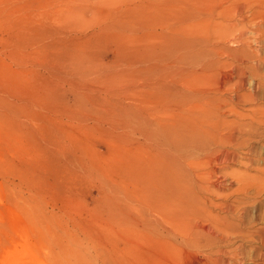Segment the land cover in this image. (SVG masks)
I'll list each match as a JSON object with an SVG mask.
<instances>
[{"label": "rangeland", "instance_id": "rangeland-1", "mask_svg": "<svg viewBox=\"0 0 264 264\" xmlns=\"http://www.w3.org/2000/svg\"><path fill=\"white\" fill-rule=\"evenodd\" d=\"M210 1L0 0V264H264V193H236L264 177V89L247 97L261 78L240 83ZM104 103L171 124L175 164Z\"/></svg>", "mask_w": 264, "mask_h": 264}, {"label": "bare ground", "instance_id": "bare-ground-1", "mask_svg": "<svg viewBox=\"0 0 264 264\" xmlns=\"http://www.w3.org/2000/svg\"><path fill=\"white\" fill-rule=\"evenodd\" d=\"M210 2L216 3V0H212ZM144 8L146 9V7ZM210 9L218 11L219 12L218 14L221 16V18L223 17L222 19L224 21L222 19L221 20L224 23L221 22L223 25L221 26V33L219 34V36L221 35L222 40L226 42L225 45H227V42H231L233 43V46H235L234 48L223 47V54L226 55L225 58L228 57L230 59H234V61L237 62V63L235 62L236 65H234V67H235L236 73H238L237 70L239 71V74H240L239 76L241 79L240 83H242L243 85L246 84L245 81L248 75L258 76L259 78H261L260 80H257L256 78L253 77L254 78V82H252L253 89H256V91L255 93H249V95L247 94V97L250 100H256L255 98L257 96L256 93L259 92L258 88L264 89V0H219V3H217L216 6L214 4L213 7H209V10ZM210 13H213V11L212 12L210 11ZM212 17L211 19H213ZM211 19H210V22H212ZM210 24L212 25V23ZM185 45L182 48L183 50L182 58L185 57V54H187L186 53L187 49L189 51V48H190L188 44L186 45V47ZM170 55L171 53L169 54V56ZM224 65L228 66L229 63L225 61ZM165 82L158 81V84H160V88L163 90V92L166 93L164 95L165 96L168 95L169 99L174 98L180 110L185 111V110L190 109L191 105L193 104V101H192L193 96L195 95L190 93V91L188 89H185V87H183V89L181 90V89L175 88L172 85V82H169L168 80H165ZM103 89H105V87ZM108 91L109 90H107V92ZM88 93H91V92H89L88 90ZM107 94L106 96H108ZM240 96L243 97L245 95L236 93L233 96V99L234 98L238 99ZM97 111L99 114L104 115L102 117L103 119H105V120H102L104 123H110L108 121L110 119L107 116L119 117L118 115L125 116L126 119L138 120V123L140 122L142 126L148 129L147 132L149 133L150 139H152V141L157 142V145L159 146V149H160L162 159H166L170 167L175 164L177 160V156H178V153L176 151H181L182 150L181 147L183 145L178 142V139H177L178 134L174 131L173 126L171 124L159 123L156 126V128L151 129L152 127H154V125L147 118V115L144 114L145 112H135L132 109L125 107V106L123 107L121 106V108L117 107L116 110H114L109 105L104 103L98 107ZM97 120L101 121V118L97 116ZM150 129L153 131H150ZM125 136L127 137V135ZM180 136L181 138H183L184 133L180 134ZM232 141H233V136H230L225 139L224 143H228V142L231 143ZM178 143L180 144V146L178 145ZM204 147L205 146L198 148V149H188L187 148V152L189 151L191 155L194 153H201L204 151L205 149ZM234 159H235V153L225 152L223 154V160L225 161V163H228L229 161L234 160ZM229 176H230L229 173H223L224 178L225 177L228 178ZM171 177H172V174H169V179ZM237 180L238 178L236 179V181ZM238 182H239L240 188L237 190L236 192L237 194L242 193L243 195L244 194L246 195L247 193L252 192V190L257 192L258 194L264 193V177L243 176L241 177L240 180H238ZM234 208L235 207L226 208L227 209L226 216L223 217L224 218L223 221L225 223H228V221H231V219L235 218L234 216H235L236 210ZM244 213L246 212L244 211ZM224 222H222L221 224H223L224 226H227ZM232 229L233 228L229 226L222 228V232H223L222 235L232 232ZM213 236L214 238H216L215 235Z\"/></svg>", "mask_w": 264, "mask_h": 264}]
</instances>
